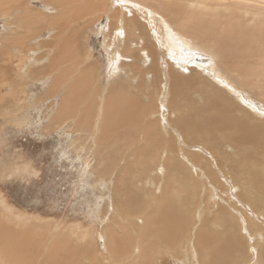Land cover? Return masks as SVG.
<instances>
[{
    "label": "bare ground",
    "instance_id": "obj_1",
    "mask_svg": "<svg viewBox=\"0 0 264 264\" xmlns=\"http://www.w3.org/2000/svg\"><path fill=\"white\" fill-rule=\"evenodd\" d=\"M126 1L137 3L143 10L122 5L114 10L110 0H41L44 10L39 11L29 8L31 0H0V18L10 19L7 25L13 26L15 36L5 44L6 61H19L16 73L20 81L31 77L44 83L50 79L45 100L66 89L54 125L77 119L75 131L85 132L90 139L100 131L102 152L108 153L114 148V155L100 162L93 186L101 182L106 185L129 151L124 158L127 166L121 168L124 170L117 193L119 200L111 197L99 222L100 233L95 226L85 229L71 225L62 231L59 224L16 214L0 197V264H21L15 256L23 250L30 252L27 248L46 251L49 261L58 254V249L66 250L80 258L75 264H158V259L165 256L177 264H236L238 260L223 261L224 257L230 259L234 252V229L254 242L257 254L254 264H264V232L257 226L262 224L258 221L260 216L264 220V111L240 94V91L249 92L259 103L264 100V91L260 87L255 90L251 81L256 78L258 83L262 82L259 78L264 77V58L259 65L262 69L247 67L243 61L236 63L235 69L217 64L219 55L223 63L234 65L239 56L242 59L258 51L253 49V44L264 36V30L246 32L242 26L244 21L248 22L247 15H251V22L258 21L264 26V10L251 13L235 2L219 10L207 8L197 0ZM103 15L107 21L101 31L108 33L104 36V46L109 49V65L106 84L101 87L98 76L101 65L92 61V54L85 48V31L93 30ZM207 16L224 20L212 24ZM232 18L242 22L228 24ZM43 32L46 38H56L55 44L40 43ZM116 42L118 48L113 47ZM191 45L209 53V62L214 67L208 66V76L204 72L202 77H184L180 70L185 71L192 64L196 68L190 69L194 74L206 65L195 66L194 59L183 56V52L191 53ZM58 47L57 55L50 56L48 64L39 69L41 73L30 72V66L47 59L49 51ZM43 48L47 51L36 58ZM162 57L172 58L176 68H158ZM26 68L28 74H23ZM122 72L127 75L126 79L120 77ZM6 81L13 95L1 111L15 126L22 127L36 103L31 100L23 107L24 101L15 99L23 85L11 78L0 83ZM152 91L157 92L154 93L158 102L155 113L148 107L150 104L142 102V97L152 101L154 97H148ZM155 115L158 116L152 127L148 118ZM99 119H102L100 123ZM172 129L184 144L202 145L210 157L203 152L189 153L177 145L178 136L172 133L173 136L166 138ZM89 166L90 161L86 160L84 186ZM219 171L225 176L230 174L233 187L239 189L237 195L250 213L237 209L239 205L235 208L236 202L230 206L226 198L225 207L215 214L212 211V218L204 220L205 199L213 205L206 208L210 211L216 208L218 194L228 196L229 193L218 183ZM242 190H247L243 192L247 194L242 196ZM201 223L206 226L203 230ZM219 230L223 233L214 235ZM236 237L241 240L240 236ZM97 238L101 239V250ZM260 246L263 251L258 252L256 247Z\"/></svg>",
    "mask_w": 264,
    "mask_h": 264
},
{
    "label": "rangeland",
    "instance_id": "obj_2",
    "mask_svg": "<svg viewBox=\"0 0 264 264\" xmlns=\"http://www.w3.org/2000/svg\"><path fill=\"white\" fill-rule=\"evenodd\" d=\"M110 1H112L113 3L114 10H117L120 7V5L125 7H132L137 11L143 10V7H141L140 5L134 2H129L126 0H117V1L110 0ZM197 1L199 2L202 1L203 5L211 9L219 8V10H221L225 5L235 2L241 5L242 7L247 8L248 11L251 13H255L258 10H264V0H197ZM31 2L32 4L29 5V8L32 6L33 8H37V10L39 11L43 9V3L41 2V0H33V1L31 0ZM170 2L175 3L176 0L175 1L170 0ZM181 4L184 5L183 2ZM181 4L179 3L178 5ZM207 18L208 21L211 22L212 24H214L216 21L224 20V18L213 19L212 17L209 16H207ZM245 18L248 20V22L244 21V25L242 27L244 29H247L246 32L254 29L264 30V26H261L258 21L251 22L249 20L251 19V15H247ZM106 21H107V17L106 15H103V17L99 19V21H97L95 25L92 27L93 30L90 31L86 29L85 31V42H86L85 48L86 50H88L90 54H92L93 56L92 61L97 62L101 65L102 70L98 75L100 77L99 80H101V82H99V85L101 83V87L106 84L107 67L109 65L107 59L109 58V49L106 50L104 46V36L107 32L103 34L101 31V29L106 24ZM9 22L10 19L7 20L2 17L0 18V80L2 79L9 80L11 78L14 81H18L19 84H22L23 86H21L18 89L15 99H20V101H24L23 107L26 106L27 103L29 104L31 100L36 103V106L29 111V119L22 127L15 126L8 119L6 113L1 111V107L3 106V104L6 101H8L13 95V90L12 88L8 87L9 81L0 83V197L7 203V205L12 207V209L15 211L16 214H20L28 217H36L43 221H47V222L49 221L52 224H59V228L60 229L63 228L62 231H64L67 227L71 225L80 226L85 229H88L91 226H95L97 228V232L100 233L102 225L99 222L101 220V217L103 216L106 206L111 203V197L114 198V201L119 200V196H117V193H119L120 191L118 189H120L121 171H123L127 166L125 165L126 161L124 160V158L126 159L127 155L129 154V151L125 153L126 155H124L123 158L121 157L122 160L118 164L119 167L117 166V169L113 171L111 175V179H109V181H106V185L105 183L101 182V184L99 183L93 186L92 184V182L94 181L93 179H95V175L97 171H99L101 168L100 162L103 161L105 158L112 157L114 155L113 152L114 148H111L110 150L108 149L109 150L108 153L107 150L102 152V146H101L102 140L100 139L101 136L100 131L95 132L93 136L94 138L92 137L93 139L87 137V134H85V132L83 131L82 133H80L77 130L75 131L76 129L75 123L78 121L77 119L73 121L67 119L65 120V123L61 126L54 125L55 115L57 114L58 110L61 109L62 101L66 94V89L64 88L60 89L59 91H57V94H55L53 97H50L49 99L45 100V98L48 97L49 94L48 92L51 86L50 79H48L44 83L40 81H36L31 77H27L23 81H20V77L16 73L17 66L19 65V61L17 59L12 60L10 62L6 61L7 55H6L5 44L8 42L7 40L8 38L15 37L13 36L14 35L12 30L13 26L7 25ZM234 22L236 24H240L242 21L232 18L231 21H228V24ZM146 23L148 24V19ZM82 25H85V23H82ZM78 26L81 27V23L78 24ZM41 35L42 37L40 38L41 39L40 43H45L48 46H52L53 44H55L56 38H53L52 40L50 38H46L47 37L46 32L45 34L43 32ZM106 35H108V33ZM263 38L264 36L259 38V40H256V43L254 42L253 49L258 51L253 52V55L245 56V58L241 59L239 54H237L239 57L238 59L234 60L235 62L233 63L234 65H232L231 63L228 64L227 61L223 63V58L221 55H219L218 56L219 62L217 64L222 68L224 66H234L232 69H235L236 63L240 64L243 61L242 64L246 65L247 67L252 66L253 68H260L259 65L263 64L262 60L264 58ZM65 39L66 37L64 38V40ZM80 40H83V38ZM113 47L118 48V43L117 42L116 44L114 43ZM191 47H192L191 53L183 52V56L186 57L187 60L192 61L194 59L193 64H196L195 66L198 65V67H200L203 64H206L207 66L203 65L202 71L200 70L201 68L196 70L198 72H201V74H199L198 72L197 73L194 72V74L192 73L193 71L190 69H196L192 64H189L190 68L186 69L185 71L180 68L182 73H184V77H189L190 75H201L202 77V75H204V72L208 76L209 68L214 67L209 62L211 61L209 53L194 48L192 45ZM162 48H163L162 46L159 47L160 52L162 51ZM58 49L59 47L56 50L55 49L50 50L47 59L45 58L44 60L30 66L28 68L30 69V72L41 73L39 69L42 66L48 64V59L50 58V56H52L53 54L57 55ZM46 51H47L46 48L40 50L35 55L36 58H40ZM181 51H183V49H181ZM161 59L158 64V68H163V69H168L170 67H172L173 69L176 68V66H174L175 65L174 63L176 62L172 58L168 59L162 57ZM142 67L145 68L146 66L143 65ZM25 73L28 74L27 68L23 72V74ZM120 77L126 79L127 75L125 74V72H122L120 74ZM149 78L151 77H148V80L151 81V79ZM259 79L262 80V82L258 83L256 78L251 79V81L254 84L253 86L255 90L257 87H260L261 90L264 91V77H261ZM149 91H151V89H149L148 92ZM134 92L136 93V91ZM154 93L157 92L152 91L148 95V97L150 96L149 98L151 99L152 97H154L152 101L147 100L145 97L144 98L142 97V102L143 103L145 102L144 104H146L147 106L150 104L148 107L150 109L152 107L151 110L155 113V110L158 111V106H157L158 102H157L156 94ZM248 93L249 92L244 93V91H240V94L242 96L244 95L243 96L244 98L245 97L247 98L245 99L247 100L248 103H251L252 105L264 111V100L262 99L263 101L259 103L258 100L252 97L251 93L249 94ZM137 94L140 95V93ZM249 95L251 96V98ZM192 97H194V95H192ZM242 105L246 107V105L243 104V102ZM82 107L84 108L83 105ZM157 116L158 115L153 116L154 118L150 117L151 120H149L150 118H148V121H152L151 123H153L151 125L147 121L148 124L151 125L152 127L153 125H155L154 119H157ZM172 118L175 119V116H173ZM101 120L102 119H99V123L101 122ZM118 131L122 132L121 129H118ZM171 133L174 136H178L177 133L172 129V131L170 130V134L166 138L168 137L170 138V136H173ZM178 137H177V143L179 144L177 145H180V147L183 146L184 148L187 149L189 153L203 152L205 155H208L210 157L208 150L204 148L202 145H188L186 143L184 144L182 137L181 136ZM74 141H75L74 145L72 147H68ZM184 148L183 150L186 151V149ZM97 150H99V152L97 153V155H95V152H97ZM205 150L207 151L208 154L205 153L206 152ZM93 156H95L94 160L92 158ZM129 159L131 160L132 158L130 157ZM86 160L90 161V166L87 168V170L90 172L89 175L88 174L84 175L85 178L84 180L87 182V185L84 186L83 173H84V169L86 168L85 167ZM258 162L260 163L259 160H257V164ZM214 167L216 171H218L215 164ZM121 168L124 169L122 170ZM16 169L18 172L14 171ZM232 175L235 176L234 174ZM218 177L219 179H221V180L218 179L219 180L218 183L222 188V190L225 192V190L228 189L229 193L228 196L227 195L220 196V194H218L219 196L216 197L217 199L215 198L216 208H212L210 211L206 210V208H209L208 207L209 205L211 206L213 205L211 202H207L205 197L202 195V198L204 197L206 202L203 204V207H205L204 220H210L212 218L211 217L212 211H214L213 213L215 214L216 210L218 209L221 210V208L223 209L226 205L224 201L227 199H228L227 203H229L230 206H232V203L236 202L237 205H235V208L236 206L239 205L237 209L242 208L243 211L244 210L247 211V214L248 212L250 213L248 206L237 195L239 194V189L233 187L231 179H229L230 174L229 176L228 174L225 176V174H223L222 171H219ZM188 186L194 187L196 191L197 190L201 191V189L198 186H194L191 184H189ZM244 191L247 190H242L241 193L242 196L247 194V193L243 194ZM220 197L223 202L221 201ZM193 201H196V199ZM91 207H93L94 209ZM258 221L262 222V224L261 223L257 224L258 228L261 229L262 232H264V225H263L264 220H261V216L259 217ZM192 222L193 220L191 215L190 224H192ZM203 223H201L200 226L202 230L206 227L203 225ZM188 224L189 223L187 222V225ZM8 227L13 228L12 226H8ZM9 228L8 230H10ZM222 233H223L222 230H219L216 234L214 233L213 234L219 236ZM214 235H213V239L216 241ZM232 235H233L232 241L233 243L235 242L234 245H236L234 246V250H233L234 252L232 253V257L230 259L224 257L223 261L229 263V262H234V260H236L237 262L238 260L236 264L238 263L254 264L257 258V254L255 253L256 250L254 247L255 246L254 242L252 240H249L248 235H244V234L242 235L241 233L237 232L236 229L233 230ZM235 235L236 236L238 235V238L240 236L241 240L237 239ZM234 237L236 239H234ZM237 240L240 241L239 246ZM97 241L99 245L98 248L99 250H101V246H103L101 243V239L97 238ZM232 241H231V245H232ZM213 245L215 246L216 243H214ZM237 246L239 248H237ZM262 247L261 246L256 247L257 249L259 248L258 252L264 250ZM27 249H29L30 252L29 251L25 252L23 250L22 252H18V254H16L15 256V259L18 260V262L21 264H75V262H77L78 259H80L71 256L70 253H68V251L66 250L58 249V251H56L58 253L57 254L58 256L55 253V257L51 258V261H49L47 259L46 251L42 252L36 249L34 250H32L31 248H27ZM158 264H177V261L165 256L164 258H160V260L158 259Z\"/></svg>",
    "mask_w": 264,
    "mask_h": 264
}]
</instances>
